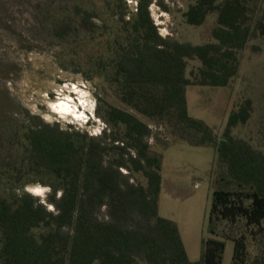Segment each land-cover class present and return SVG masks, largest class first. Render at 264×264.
I'll use <instances>...</instances> for the list:
<instances>
[{
    "label": "trees",
    "instance_id": "1",
    "mask_svg": "<svg viewBox=\"0 0 264 264\" xmlns=\"http://www.w3.org/2000/svg\"><path fill=\"white\" fill-rule=\"evenodd\" d=\"M153 1L167 9L158 0H137L135 10L86 0L53 17L59 68L100 81L125 108L97 96L105 126L96 135L28 110L0 112V264H221L218 237L233 241L232 264H245L247 234L234 230L243 224L263 242L264 149L234 134L251 117V99L218 135L189 114L186 96L189 86H228L238 75L247 44L264 35L259 0H193L182 13L188 25L215 15L211 40L199 44L162 36ZM190 61L198 64L187 74ZM149 122L174 142L217 152L210 237L197 262L177 224L159 215L163 154L150 144ZM35 184L49 188L44 199L25 190Z\"/></svg>",
    "mask_w": 264,
    "mask_h": 264
},
{
    "label": "rangeland",
    "instance_id": "2",
    "mask_svg": "<svg viewBox=\"0 0 264 264\" xmlns=\"http://www.w3.org/2000/svg\"><path fill=\"white\" fill-rule=\"evenodd\" d=\"M136 1L125 0L130 10H135ZM158 1L167 9L153 1L149 10L162 36L194 44L211 40L215 15H210L199 27L190 26L182 13L193 0ZM85 2L0 0V112L3 115L7 112L11 118L14 112L28 110L45 122L72 124L96 135L105 126L95 111L97 96L125 108L100 81H86L81 74L61 70L57 65L54 54L60 44L50 36L51 21L72 5ZM259 5V12L263 14L264 0H259ZM197 64L190 61L187 74ZM186 96L189 114L204 120L218 135L230 112L250 98L251 117L245 125L237 127L234 134L264 149V35L249 41L238 75L230 85L189 86ZM59 104H63L62 108ZM138 117L148 122L143 116ZM149 124L152 128L150 144L163 154L159 215L177 224L189 260L197 262L203 254L202 240L210 237L207 223L218 179L217 152L208 146L174 142L162 126ZM33 187L38 188L33 194L41 199L49 192V188L41 184L28 185L25 190L31 192ZM2 189L0 182V191ZM221 227L227 229L226 224ZM234 231L236 235L247 234L245 264H264V239L260 242L259 236L254 237L243 224ZM218 238L226 242L221 264H232L233 241Z\"/></svg>",
    "mask_w": 264,
    "mask_h": 264
},
{
    "label": "bare ground",
    "instance_id": "3",
    "mask_svg": "<svg viewBox=\"0 0 264 264\" xmlns=\"http://www.w3.org/2000/svg\"><path fill=\"white\" fill-rule=\"evenodd\" d=\"M65 105H66V104H65ZM58 106L62 108L63 104H59ZM31 192H32V193H37V192H38V188H37V187H33V188L31 189Z\"/></svg>",
    "mask_w": 264,
    "mask_h": 264
}]
</instances>
